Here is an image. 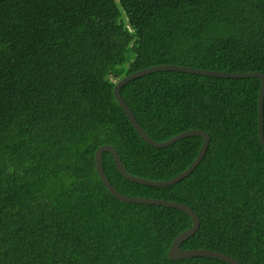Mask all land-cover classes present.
<instances>
[{
    "label": "trees",
    "instance_id": "obj_1",
    "mask_svg": "<svg viewBox=\"0 0 264 264\" xmlns=\"http://www.w3.org/2000/svg\"><path fill=\"white\" fill-rule=\"evenodd\" d=\"M158 65L264 74V0H0V264H229L171 260V243L193 226L189 214L124 203L98 175L104 145L150 181L181 175L199 155L200 136L150 146L115 98L119 80ZM260 91L258 78L175 71L121 90L156 142L188 130L211 138L193 173L164 188L126 180L103 154L121 194L198 214L183 250L264 264Z\"/></svg>",
    "mask_w": 264,
    "mask_h": 264
},
{
    "label": "water",
    "instance_id": "obj_2",
    "mask_svg": "<svg viewBox=\"0 0 264 264\" xmlns=\"http://www.w3.org/2000/svg\"><path fill=\"white\" fill-rule=\"evenodd\" d=\"M158 71H175V72H181V73H187L192 75H199V76H205V77H213V78H222V79H249V78H258L261 80V91H260V97H259V136L262 146L264 147V74L261 72H249V73H223L218 71H208V70H201V69H195L191 67H182L177 65H158L153 66L141 71H138L136 73H133L129 76L124 77L123 79L119 80L114 88V95L122 109L125 111L128 119L132 123L134 129L136 132L140 135V137L147 142L150 146L154 148H167L172 146L173 144L179 142L180 140H183L188 137L192 136H200L204 139V143L202 146V149L197 156L196 160L192 163V165L181 175L168 180V181H150L145 179H139L138 177H135L133 175H130L126 169L123 166L122 160L117 152V150L112 147L111 145H104L101 146L96 154H95V163H96V169L98 172V175L104 184V186L108 189V191L118 200L124 202V203H133V204H145V205H157V206H163L167 208L177 209L180 211H183L192 218L193 220V226L188 231L181 233L173 243H171V248L168 252V256L173 261H180L183 259H189V258H196V257H211L216 258L219 260H222L229 264H240L235 258L212 250L207 249H195V250H183L181 248V244L190 239L192 236H194L201 225L200 217L198 214H196L191 207H189L186 204L182 203H176L172 201L167 200H159V199H148V198H140V197H128L123 194H121L119 191L116 190V188L110 183L109 179L107 178L105 174V170L103 167V154L105 152H108L112 155L118 172L128 181H131L133 183H138L141 185H147V186H154V187H169L173 186L182 180L189 177L193 171L199 166V164L202 162L204 157L207 154V151L210 146L211 138L210 136L200 130H188L185 131L176 137L170 139L166 142H156L152 138H150L145 131L142 129V127L139 125L137 119L133 115L131 109L129 108L128 104L126 103L125 99L121 95L122 88L127 85L128 83L132 82L135 79H138L144 75L158 72Z\"/></svg>",
    "mask_w": 264,
    "mask_h": 264
}]
</instances>
